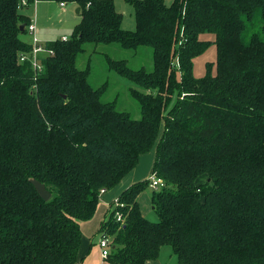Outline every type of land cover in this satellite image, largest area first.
Instances as JSON below:
<instances>
[{
  "label": "trees",
  "instance_id": "16d2710c",
  "mask_svg": "<svg viewBox=\"0 0 264 264\" xmlns=\"http://www.w3.org/2000/svg\"><path fill=\"white\" fill-rule=\"evenodd\" d=\"M53 1L75 4L80 20L46 45L38 74L20 62L30 51L20 0H0V264H74L100 190L153 147L151 173L165 183L151 195L158 220L139 209L147 180L124 190L122 220L109 212L99 229L112 240L105 264H146L164 246L177 264H264V0H125L134 31L112 0ZM211 44L215 73L207 63L196 78L194 59ZM86 45L151 49L149 71L106 56L140 119L103 100L107 84H89V64L77 68Z\"/></svg>",
  "mask_w": 264,
  "mask_h": 264
},
{
  "label": "rangeland",
  "instance_id": "374dc122",
  "mask_svg": "<svg viewBox=\"0 0 264 264\" xmlns=\"http://www.w3.org/2000/svg\"><path fill=\"white\" fill-rule=\"evenodd\" d=\"M163 1L166 5H170L173 0ZM112 2L115 6L116 11L122 16L121 28L126 31H134L135 17L131 4L127 3L125 0H112ZM75 8L76 6L74 4H67L64 8L65 10L62 11L59 8L58 3L54 1H45L40 3L38 8H36V14L39 17V23L35 34L37 33V35L45 37L49 40L56 38L60 39L64 35L70 37L73 33L76 23L80 20V16L75 13ZM212 37L213 36L209 34L203 35L204 40H211ZM21 38L24 41H31V35L28 33L22 34ZM49 40H42L40 43L43 44L44 42ZM106 56L113 60H126L127 65L132 69L144 68L146 71H149L152 68L151 49L148 47H142L138 49V51L133 52L120 48L118 49L114 45H98L97 47L86 45L85 54L80 55L76 63L77 68L81 70L85 69L89 64L90 75L88 78V82L94 89L101 88L105 83L107 84V89L103 97V100L105 102L114 103L115 108L118 111L127 113L131 119H140L141 114L138 104L131 98L129 93V88L131 87L130 84L126 80L118 77L115 73L107 69ZM215 60L216 49L214 44H211L210 47L202 55L194 59V77L201 78L205 75L207 63H211L212 73L214 74ZM154 152L155 148L153 147L148 152L140 155L135 169H132L129 173H127L115 187L120 185L122 182L127 181L128 179L133 181L135 176L137 177L135 181H138V177L140 176V174L146 173L147 170L150 169V166L152 167ZM151 174L154 173H151L150 171L148 178ZM115 187L107 191H111ZM153 191L154 190L152 188L147 186L142 194H140V196L138 197V199H140V201L138 200V202L140 203V210L144 212L143 216L146 217L149 221L156 222L158 220V217L155 214L152 205L148 203V200H151ZM100 197L102 198V194L100 195ZM98 200H100V198ZM111 206L112 207H110L109 212L113 217H115L117 212L121 211L120 206ZM108 238L111 243V238L109 236ZM100 258L101 262L105 261V259L101 257V254ZM148 264H177V258L172 253V250L169 246H164L160 250L158 259Z\"/></svg>",
  "mask_w": 264,
  "mask_h": 264
},
{
  "label": "crops",
  "instance_id": "0c3cea01",
  "mask_svg": "<svg viewBox=\"0 0 264 264\" xmlns=\"http://www.w3.org/2000/svg\"><path fill=\"white\" fill-rule=\"evenodd\" d=\"M21 1L22 0H20L19 10L21 13L25 14L29 18L30 22L34 23L35 32H36L37 27H38V23H39V17L36 14V8H38L39 4L42 2L53 1V0H28V1L26 0L25 5L21 4ZM54 2H56V1H54ZM56 3H58V2H56ZM67 4H70V3H65L64 7L61 8L60 3H58L59 8L62 11L65 10L64 8L66 7ZM71 5H73V3ZM77 9H78V7L76 6L75 13L79 16V11L76 12ZM35 36L40 42L42 40H49V39H46L45 37L37 35V33L35 34ZM63 37L68 38L67 36L64 35L60 39H62ZM55 40H57V38L46 41L43 44L47 45L48 43H51ZM25 42L29 43V41H25ZM154 154H155V152H154ZM151 169H152V167L150 166V169H148L146 173L140 174V176L138 177L139 178L138 181H135L137 178L135 176L133 181L128 179L127 181L122 182L120 185H118L117 187H115L111 191H104V192L99 194L100 200H98V205H97V209L95 211L94 216L90 220L80 223L81 242H80L79 250L77 253L76 262L74 264H105V261L101 262L100 253H99L100 250L98 249L99 248L98 247V241H99V238L101 237V234L99 233L101 223L107 219L111 205L113 204V202L115 200L119 199L121 193L124 190H126L129 186H131L132 184H134L136 182H141V181L147 180L149 172L151 171ZM140 178H142V179H140ZM101 194H102V198L100 197ZM138 200L140 201V199H138ZM148 203H150V205H151V200H148ZM138 205L140 207L139 202H138ZM140 212L142 213V215L144 214V212H142V210H140ZM153 261H155V260L148 261L146 264L151 263Z\"/></svg>",
  "mask_w": 264,
  "mask_h": 264
},
{
  "label": "built area",
  "instance_id": "2783aa9c",
  "mask_svg": "<svg viewBox=\"0 0 264 264\" xmlns=\"http://www.w3.org/2000/svg\"><path fill=\"white\" fill-rule=\"evenodd\" d=\"M21 4H26V0H22ZM65 3H60L61 8H63ZM27 33L31 35V41L29 42L30 45V51L25 55H22L20 57V62L24 63L28 61L32 68L36 71V73H40L42 71L41 66V59L46 58L48 56H52V50L48 49L46 44L40 43V41L35 36V25L34 23L30 22L27 26ZM66 37H63L62 40H66ZM148 186L152 188L154 191H158L159 189L163 188L165 183L162 181L161 178L157 177L156 174H151L149 178L147 179ZM104 192V190H101L100 193ZM114 206H120V209L123 207V204L119 202V200H115L113 202ZM112 207V206H111ZM114 219L116 221L122 220V213L121 211L117 212ZM98 246L100 249V254L103 259H106L107 256L110 253L111 249V243L108 237L101 236L98 241Z\"/></svg>",
  "mask_w": 264,
  "mask_h": 264
},
{
  "label": "water",
  "instance_id": "95a60500",
  "mask_svg": "<svg viewBox=\"0 0 264 264\" xmlns=\"http://www.w3.org/2000/svg\"><path fill=\"white\" fill-rule=\"evenodd\" d=\"M79 9L76 10V12H78ZM23 28V26L21 27V29ZM36 192L39 194V196L44 200V201H47L50 199L51 195L50 193L47 191V189L45 188V186L41 183H39L38 181L36 180H32L31 181Z\"/></svg>",
  "mask_w": 264,
  "mask_h": 264
}]
</instances>
